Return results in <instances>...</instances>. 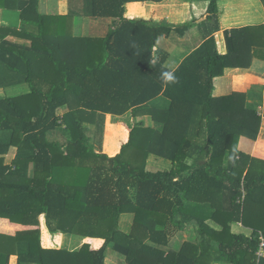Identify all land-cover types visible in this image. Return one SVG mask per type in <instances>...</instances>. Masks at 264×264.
Masks as SVG:
<instances>
[{
	"label": "trees",
	"instance_id": "1",
	"mask_svg": "<svg viewBox=\"0 0 264 264\" xmlns=\"http://www.w3.org/2000/svg\"><path fill=\"white\" fill-rule=\"evenodd\" d=\"M72 1L84 6L72 4L65 17L113 19L106 37L83 38L87 57L101 47L100 59L82 55L63 64L65 25L49 30L46 20L56 17L41 14L39 0H0V8L20 11L23 25L38 30L28 33L30 45H16L4 40L14 28L0 26V89L30 87L0 95V264H106L110 249L124 264H264V159L239 148L242 136L258 139L262 114L243 92L214 95V79L226 69L264 60V24L226 30L221 53L218 0H210L205 18L177 25L126 16L129 2L159 0ZM195 22L205 41L169 70L159 37L184 35ZM49 62L50 78L33 71ZM159 95L167 105H149ZM126 113L151 115L155 124L120 123L116 134L126 135L112 152L110 115ZM151 154L172 167L148 168ZM127 212L134 214L129 231L120 223ZM42 219L50 234L83 244L43 246ZM234 223L250 234L232 232ZM190 227L198 241L171 249L172 237Z\"/></svg>",
	"mask_w": 264,
	"mask_h": 264
},
{
	"label": "crops",
	"instance_id": "2",
	"mask_svg": "<svg viewBox=\"0 0 264 264\" xmlns=\"http://www.w3.org/2000/svg\"><path fill=\"white\" fill-rule=\"evenodd\" d=\"M210 0H159L138 2L132 1L126 5V16L128 18H144L147 20H154L157 22H168L170 24H183L185 22L193 21L194 19L205 18L208 14L207 8ZM74 3L72 0H39V11L41 14L55 16L56 19L46 20L47 28L54 31L59 26L66 27L67 36L63 41V60L62 63H73L75 58H80L82 55H88V43L83 38H104L109 33L110 29L114 28L113 19L111 17H92L74 15V17H65L70 11V7ZM79 11L82 10L83 2L75 3V7ZM220 26L221 29L215 34L218 49L221 53L226 52V42L224 32L232 28H238L248 25L264 24V2L263 0H218ZM0 26H7L14 28V33L9 30L4 40L16 45H30L32 43L29 32H37V28L32 24L23 25L20 11L15 9L0 8ZM24 28L27 29V31ZM200 25L196 22L194 27L190 28L184 35L177 32H172L169 35H162L157 41L158 47L167 52L168 56L164 66L171 71H174L182 61L195 49H197L204 41L205 37ZM17 32H25L19 34ZM96 42V41H95ZM92 45V44H90ZM102 54L101 47L93 54L89 60L100 59ZM87 61V59H86ZM30 87L27 83L10 86L0 89V92L7 96L24 94L29 91ZM232 92H243L246 95V100L251 107L258 108L262 114V123L260 126L259 136L256 141L242 136L239 141V148L248 155H256L264 158V60L254 58L251 66L247 69L228 68L225 73L214 79V95L224 96ZM1 95V93H0ZM167 98L164 95H159L153 99L149 105L157 108H164L167 105ZM65 109L62 110V112ZM263 111V112H261ZM114 119V120H113ZM131 121V122H130ZM141 121L145 127H153L155 121L151 115H142L132 118L130 113L124 115H110L109 124L115 125V130L120 123L129 126L133 122ZM91 126V125H90ZM112 133L109 135V143L106 144L108 149L110 145ZM116 137V135H115ZM108 138L106 139V141ZM248 140V141H247ZM260 142H262L260 144ZM112 149V148H111ZM260 150V152H258ZM15 154L14 157L16 155ZM111 151V150H110ZM11 155V152L8 154ZM7 155V157H8ZM14 159V158H13ZM167 161V162H166ZM8 162V161H7ZM9 163V162H8ZM170 169L172 162L164 157L155 154L149 155L147 159V167L151 169L156 167ZM157 168V169H159ZM152 169V170H157ZM128 221V220H127ZM213 222V223H211ZM133 219L131 220V224ZM127 224V223H126ZM212 228L220 229L221 226L210 221L208 223ZM233 230L236 233L250 234L251 229L245 228L241 223H234ZM130 226L127 227L129 231ZM5 229V227H1ZM69 239V240H68ZM70 241L69 244H66ZM72 241V242H71ZM76 238L70 234H50L42 219V244L45 247H68ZM185 241L196 242L198 236L194 227L178 231L171 239L169 247L173 250H179ZM82 242H80L81 244ZM68 245V246H65ZM68 249H73V248ZM259 257H264V251ZM120 261H122L120 259ZM123 264V261L122 263ZM210 264H229L221 260H213Z\"/></svg>",
	"mask_w": 264,
	"mask_h": 264
},
{
	"label": "rangeland",
	"instance_id": "3",
	"mask_svg": "<svg viewBox=\"0 0 264 264\" xmlns=\"http://www.w3.org/2000/svg\"><path fill=\"white\" fill-rule=\"evenodd\" d=\"M50 19V18H49ZM48 19V20H49ZM37 57H39V56H37ZM37 60H38V58H36ZM36 63H40V62H36ZM42 63V62H41ZM45 63V62H44ZM33 71H35V72H39V71H42L43 72V74L45 73V75H46V77H48V78H50V62H49V66H46L45 67V69H42V68H40L39 66H37L36 64H35V67H34V69H33ZM1 93V95L2 96H6L4 93H2V92H0ZM258 109V108H257ZM259 111V110H258ZM261 112H263V111H261ZM264 114V113H263ZM263 117V116H262ZM114 120V119H113ZM131 122V121H130ZM134 123V122H133ZM133 123L132 124H130L129 126H131V125H133ZM110 129V132H112V136H111V139H110V145L111 144H113L112 146H111V148H110V150L112 151V152H114V151H117L119 148H120V137L123 135V137L126 135V133L124 132V130H123V132L121 131V132H119V134H116V130H115V125H113L111 128H109ZM122 129V128H121ZM115 135H116V137H115ZM119 138V139H118ZM248 141V140H247ZM262 142H260V144H261ZM15 150H16V148H12V150H11V155H8V157H6V161H8V162H11L12 160H13V158H14V154H15ZM258 152H260V150L258 151ZM251 156H253V157H255V158H261V157H259V156H256V155H254V154H252ZM262 159H264V158H262ZM167 162V161H166ZM164 168H159V167H156V168H152L151 167V169H157V168H159V169H166V166H163ZM134 218V214L133 213H131V212H127V213H124L123 215H122V219H121V227L124 229V230H128L127 229V227L128 226H130L131 225V220ZM128 220V221H127ZM127 223V224H126ZM211 223H213V222H211ZM1 227H4V224L2 223L1 225H0V230H2L1 229ZM232 228H233V230H238V228H235V226H234V224H232ZM246 228V227H245ZM73 237H75V236H73ZM69 240V239H68ZM72 242V241H71ZM80 242H82L81 244H80ZM83 242H84V240H81V238L80 237H76V241L75 242H73L72 243V246L70 247V246H68V245H65V246H68V247H66V248H73V247H76V248H80L81 247V245L83 244ZM70 243V241L68 242V243H66V244H69ZM259 256V255H258ZM120 259L123 261V264H124V261H125V259H124V256L123 255H121V254H119L118 252H115V251H113L112 249H110L109 251H107V258H106V264H120V263H122V261H120Z\"/></svg>",
	"mask_w": 264,
	"mask_h": 264
},
{
	"label": "built area",
	"instance_id": "4",
	"mask_svg": "<svg viewBox=\"0 0 264 264\" xmlns=\"http://www.w3.org/2000/svg\"><path fill=\"white\" fill-rule=\"evenodd\" d=\"M261 244H260V247H259V250H258V253L260 254L262 251H264V237L261 236Z\"/></svg>",
	"mask_w": 264,
	"mask_h": 264
},
{
	"label": "clouds",
	"instance_id": "5",
	"mask_svg": "<svg viewBox=\"0 0 264 264\" xmlns=\"http://www.w3.org/2000/svg\"><path fill=\"white\" fill-rule=\"evenodd\" d=\"M164 75L168 81H174L175 79L171 73H165Z\"/></svg>",
	"mask_w": 264,
	"mask_h": 264
}]
</instances>
